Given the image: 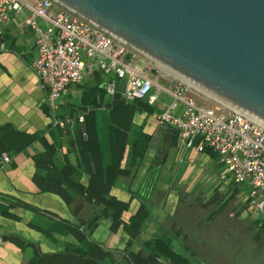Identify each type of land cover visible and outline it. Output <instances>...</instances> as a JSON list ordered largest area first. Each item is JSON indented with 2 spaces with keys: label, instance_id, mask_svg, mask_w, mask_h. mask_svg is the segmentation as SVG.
Segmentation results:
<instances>
[{
  "label": "crops",
  "instance_id": "1",
  "mask_svg": "<svg viewBox=\"0 0 264 264\" xmlns=\"http://www.w3.org/2000/svg\"><path fill=\"white\" fill-rule=\"evenodd\" d=\"M26 16L11 13L0 34V264H173L145 246L153 237L194 264H264V214L261 222L250 217L246 186L235 183L215 152L185 146L176 133L171 142L147 146L135 163L126 154L127 173L108 189L119 206L81 197L95 162L99 171L107 163L108 141L100 150L96 139L107 131L114 98L102 89L106 76L86 68L59 98V115L73 121L54 124L48 88L31 65L36 45ZM163 105L153 116L136 110L131 128L151 137L162 125ZM79 114L94 141V170Z\"/></svg>",
  "mask_w": 264,
  "mask_h": 264
},
{
  "label": "built area",
  "instance_id": "2",
  "mask_svg": "<svg viewBox=\"0 0 264 264\" xmlns=\"http://www.w3.org/2000/svg\"><path fill=\"white\" fill-rule=\"evenodd\" d=\"M22 9L36 45L31 65L48 88L54 124L73 121L71 115H59V98L69 84L82 79L86 68L106 76L102 86L110 96L120 92L126 101L144 98L155 104L165 93L170 99L157 113L158 122L174 127L181 144L215 152L235 183L246 186L254 218L264 214L263 122L242 111L202 104L183 81L157 82L148 61L51 0H0V34L11 13ZM83 118L77 116L82 127ZM1 158L9 161L10 155L4 151Z\"/></svg>",
  "mask_w": 264,
  "mask_h": 264
},
{
  "label": "water",
  "instance_id": "3",
  "mask_svg": "<svg viewBox=\"0 0 264 264\" xmlns=\"http://www.w3.org/2000/svg\"><path fill=\"white\" fill-rule=\"evenodd\" d=\"M51 1L159 68L264 123V0ZM175 132L158 125L148 146L171 142ZM87 149L94 170L88 143Z\"/></svg>",
  "mask_w": 264,
  "mask_h": 264
},
{
  "label": "trees",
  "instance_id": "4",
  "mask_svg": "<svg viewBox=\"0 0 264 264\" xmlns=\"http://www.w3.org/2000/svg\"><path fill=\"white\" fill-rule=\"evenodd\" d=\"M103 91L105 92L103 86ZM114 102L112 108V114L108 115V127L105 133L100 132L97 135V142L100 146V150L104 148V138L107 139L109 145V153L104 156L107 157V163L103 167V171H99L97 164L95 162L94 173H91L90 182L86 185L82 191H86L85 194H81V197L85 201H89V203H93L95 205H99L100 203H104L106 206H119V202L116 203L114 198L108 193L109 186L114 182V179L118 174L127 173V169L122 166L123 158L127 154V158L129 162L135 163L137 158L143 155V152L148 146V141L150 139V134L142 129H132L131 123L133 119V114L138 109H143L147 111H153L155 106L150 104L144 98H137L134 100L126 101L120 94V92H116L113 95ZM63 116V115H62ZM84 124V122H83ZM82 135L84 137L85 144L88 143L93 157L94 154V141L91 139L89 132L86 130V124H84V128L81 129ZM86 134V136H84ZM176 137V135H175ZM93 158V160H94ZM109 167V171H107ZM63 197L67 202H71L74 200V195H68L66 192L62 193ZM91 201V202H90ZM143 210H145L143 208ZM96 211L99 215L100 211L96 208ZM143 213L139 214L135 217V220L140 221ZM259 220L258 218H254V220ZM134 220V219H133ZM68 225H71V229L76 233L79 225L74 224L72 222H67ZM145 246L159 252L161 255L167 257L169 261L173 264H194L192 263L185 255L176 252L173 250L169 244L164 241L161 237H153L147 240ZM70 253V252H67Z\"/></svg>",
  "mask_w": 264,
  "mask_h": 264
},
{
  "label": "rangeland",
  "instance_id": "5",
  "mask_svg": "<svg viewBox=\"0 0 264 264\" xmlns=\"http://www.w3.org/2000/svg\"><path fill=\"white\" fill-rule=\"evenodd\" d=\"M26 9H22L21 11H25ZM27 11V10H26ZM137 54V53H136ZM137 57L139 59H142V60H146L145 58H143L142 56L138 55L137 54ZM148 61V60H146ZM154 68V73L156 74V79H157V82L159 83H163V84H173L175 81H183L184 83L186 84H189L187 82H185L184 80L170 74L169 72L159 68L158 66H156L155 64L151 63L150 61H148ZM189 91L195 96V98L201 102L202 104H205V105H216L218 107H220L221 109H224V110H237V111H240L232 106H229L228 104L224 103L223 101L217 99L216 97L202 91L201 89L193 86L190 84V87H189ZM170 98L168 97V95H166L165 93H161L160 94V97L159 99L155 102V107L156 108H159L161 107L160 105L166 103ZM58 110H60V108H58ZM155 110V109H154ZM154 110L153 112L150 114L151 116L154 115ZM156 112V111H155ZM262 216L261 217H258L259 221L261 222L262 221ZM250 217L253 219L254 216L250 215Z\"/></svg>",
  "mask_w": 264,
  "mask_h": 264
}]
</instances>
